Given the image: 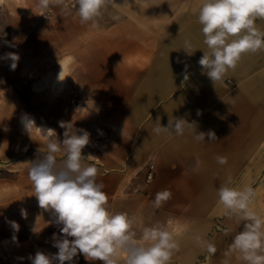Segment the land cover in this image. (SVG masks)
Segmentation results:
<instances>
[{
  "label": "crops",
  "instance_id": "obj_1",
  "mask_svg": "<svg viewBox=\"0 0 264 264\" xmlns=\"http://www.w3.org/2000/svg\"><path fill=\"white\" fill-rule=\"evenodd\" d=\"M1 1L0 256L31 264L37 251H58L52 236L61 226L48 223L51 211L38 206L28 171L47 151L39 128L54 129L62 141L65 121L78 135L90 134L82 155L98 169L109 211L136 218L137 239L143 227L165 225L179 243L170 264H244L225 256L244 221L224 214L217 189L229 178L234 188L251 185L252 207L264 216V51L243 54L213 85L198 63L207 50L196 14L201 0H114L96 28L81 24L74 7L65 13L51 5L50 17L41 19L38 0ZM9 52L19 55L15 70L3 58ZM24 118L35 122L30 133ZM176 118L192 124L183 135L154 131ZM99 129L107 135L95 137ZM209 131L216 140L209 141ZM56 155L58 163L66 158ZM164 189L172 197L155 208ZM73 264L103 262L78 255Z\"/></svg>",
  "mask_w": 264,
  "mask_h": 264
},
{
  "label": "clouds",
  "instance_id": "obj_2",
  "mask_svg": "<svg viewBox=\"0 0 264 264\" xmlns=\"http://www.w3.org/2000/svg\"><path fill=\"white\" fill-rule=\"evenodd\" d=\"M114 3V0H75L73 7L81 24L91 22L96 28L104 11ZM53 4L61 5L65 13L70 11L65 0H38L37 6L47 12ZM196 14L207 49H199L203 55L198 63L213 85L236 67L243 54L264 51V0H201ZM112 19L118 20L119 16ZM184 51L188 55L194 53L189 41H185ZM3 58L11 61V70L16 69L17 53H6ZM22 123L29 133L35 126L34 120L28 118ZM185 125L192 124L182 118L169 119L167 126L158 124L154 131L171 130L183 135ZM59 126L65 129L62 141L54 129L39 128L47 139V151L31 162L28 171L38 206L51 211L53 218L48 223L61 226L60 235L53 233L52 236L53 247L58 251L54 254L37 251L28 257L31 264H73L78 255L103 264H119L121 256L124 264H170L174 253L179 251V243L168 227L160 224L143 227L137 239L133 228L136 218L125 212L109 211L108 195L103 191V184L97 183L98 169L86 162L90 155H82L90 142V134L82 131L78 135L71 122L60 121ZM205 135L196 134L201 141ZM207 136L210 142L217 139L212 131ZM60 152L66 158L58 163L56 154ZM216 161L224 165L227 157L217 156ZM230 184L231 178L217 189L218 202L226 216H235L244 224L225 256L236 254L244 264H264V216L252 207L256 192L251 185L234 188ZM171 197L168 189L157 192L153 206L160 208ZM21 215L26 219V210L21 209ZM9 223L15 232L19 231L17 222ZM32 230L35 232V227ZM195 239L206 245L208 253L216 252L211 242L200 236ZM12 240L17 241V237L13 235Z\"/></svg>",
  "mask_w": 264,
  "mask_h": 264
},
{
  "label": "built area",
  "instance_id": "obj_3",
  "mask_svg": "<svg viewBox=\"0 0 264 264\" xmlns=\"http://www.w3.org/2000/svg\"><path fill=\"white\" fill-rule=\"evenodd\" d=\"M65 3L69 6V8H73V5L75 3V0H65ZM55 5V4H53ZM56 6H60L62 7L61 5H56ZM51 15V10L49 8V10L47 12H43L41 9H40V14H39V17L41 19H46V18H49ZM107 134H106V131L104 129H99L95 134L94 136L95 137H98V138H102V137H105ZM152 169H153V166L152 165H149L147 167V172H146V178L147 179H151L152 178Z\"/></svg>",
  "mask_w": 264,
  "mask_h": 264
},
{
  "label": "rangeland",
  "instance_id": "obj_4",
  "mask_svg": "<svg viewBox=\"0 0 264 264\" xmlns=\"http://www.w3.org/2000/svg\"><path fill=\"white\" fill-rule=\"evenodd\" d=\"M0 12H1V11H0ZM0 19L5 20V16L2 15L1 13H0ZM0 264H9V263H7V260H6L5 258L2 257V255L0 256Z\"/></svg>",
  "mask_w": 264,
  "mask_h": 264
},
{
  "label": "bare ground",
  "instance_id": "obj_5",
  "mask_svg": "<svg viewBox=\"0 0 264 264\" xmlns=\"http://www.w3.org/2000/svg\"><path fill=\"white\" fill-rule=\"evenodd\" d=\"M2 1L0 0V3H1Z\"/></svg>",
  "mask_w": 264,
  "mask_h": 264
}]
</instances>
